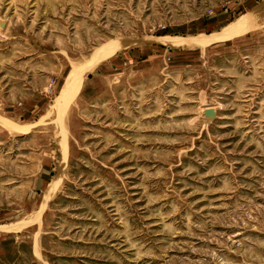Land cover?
Instances as JSON below:
<instances>
[{
    "label": "rangeland",
    "instance_id": "374dc122",
    "mask_svg": "<svg viewBox=\"0 0 264 264\" xmlns=\"http://www.w3.org/2000/svg\"><path fill=\"white\" fill-rule=\"evenodd\" d=\"M0 264H264V0H0Z\"/></svg>",
    "mask_w": 264,
    "mask_h": 264
},
{
    "label": "bare ground",
    "instance_id": "6f19581e",
    "mask_svg": "<svg viewBox=\"0 0 264 264\" xmlns=\"http://www.w3.org/2000/svg\"><path fill=\"white\" fill-rule=\"evenodd\" d=\"M250 21V20H249ZM252 23V22H251ZM244 23H240V25L236 28H234L233 30L231 31H226V29L224 31H226L225 33L221 34V35H217V36H214V37H207L206 39L203 38V39H183V38H177V39H160V41L164 42L165 44L169 45V46H172V45H178V44H186V43H194L196 46H202V47H205L207 45H210L216 41H222V40H227V39H230L232 38L233 36H237L236 34H238V32L240 33V29L242 28ZM252 26V25H251ZM247 28V27H246ZM248 29V28H247ZM243 30V29H242ZM241 30V31H242ZM249 30V29H248ZM246 31V30H244ZM241 34V33H240ZM159 40V39H158ZM156 40V41H158ZM150 42V41H149ZM155 42V41H154ZM125 42H119V43H116L114 44L112 47H110L109 49H107L106 51H103L101 52V54L99 56H102L103 54H110V53H113V52H116V51H119L121 48H124L123 46L125 45L124 44ZM127 43V42H126ZM130 43H134V42H130ZM151 43V42H150ZM129 44V43H128ZM127 46V45H125ZM130 46V44L128 45ZM136 46V45H135ZM98 52V51H97ZM96 54V53H95ZM96 57V55H95ZM93 58V57H92ZM104 60V59H103ZM91 61H93L91 59ZM93 63V62H91ZM90 63V64H91ZM96 63V62H95ZM98 64V63H97ZM96 65V64H95ZM91 66V65H90ZM93 66V65H92ZM91 69V68H90ZM82 70V69H81ZM87 71V70H86ZM89 71V70H88ZM56 177V176H55ZM56 183H58V181H56ZM55 183V184H56ZM54 184L53 188L50 190L51 193L52 191L54 190V187H56ZM50 193V194H51ZM46 199H47V196H46ZM45 199V201L47 202V200Z\"/></svg>",
    "mask_w": 264,
    "mask_h": 264
}]
</instances>
